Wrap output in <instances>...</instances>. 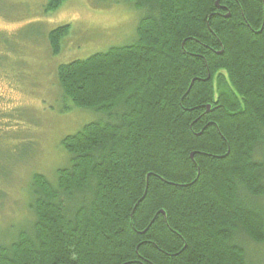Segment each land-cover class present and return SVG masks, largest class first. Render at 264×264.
I'll use <instances>...</instances> for the list:
<instances>
[{
  "label": "trees",
  "instance_id": "obj_1",
  "mask_svg": "<svg viewBox=\"0 0 264 264\" xmlns=\"http://www.w3.org/2000/svg\"><path fill=\"white\" fill-rule=\"evenodd\" d=\"M130 1V43L57 66L62 111L98 118L54 183L33 175L0 264H263L264 0Z\"/></svg>",
  "mask_w": 264,
  "mask_h": 264
},
{
  "label": "rangeland",
  "instance_id": "obj_2",
  "mask_svg": "<svg viewBox=\"0 0 264 264\" xmlns=\"http://www.w3.org/2000/svg\"><path fill=\"white\" fill-rule=\"evenodd\" d=\"M46 3L47 0H0L3 244L13 240L33 218L29 211L33 175L41 174L54 183L56 169L66 166L69 160L62 138L98 118L87 109L71 107L62 111L65 102L56 80L57 66L130 43L141 17L130 0H65L49 13L45 12ZM66 24L70 25L69 32L61 40L59 53L52 54L46 34ZM260 201L264 203V197ZM260 254L258 246L248 244L250 258Z\"/></svg>",
  "mask_w": 264,
  "mask_h": 264
},
{
  "label": "water",
  "instance_id": "obj_3",
  "mask_svg": "<svg viewBox=\"0 0 264 264\" xmlns=\"http://www.w3.org/2000/svg\"><path fill=\"white\" fill-rule=\"evenodd\" d=\"M224 17H225V18L229 17V13L225 14ZM220 52H221V51H219L218 53H220ZM209 107H210V105H208V107H207V108H208V111H209Z\"/></svg>",
  "mask_w": 264,
  "mask_h": 264
}]
</instances>
